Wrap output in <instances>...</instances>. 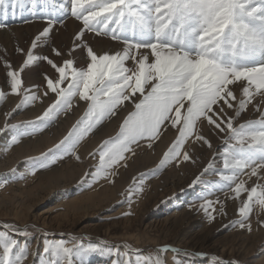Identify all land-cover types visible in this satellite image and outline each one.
<instances>
[{
	"label": "rangeland",
	"instance_id": "rangeland-1",
	"mask_svg": "<svg viewBox=\"0 0 264 264\" xmlns=\"http://www.w3.org/2000/svg\"><path fill=\"white\" fill-rule=\"evenodd\" d=\"M45 1L7 0L5 9L7 14L13 10L28 13L33 8L46 12L54 4H62L66 17L58 23L77 20L71 14L70 0H48L51 2L43 9L40 2ZM4 15L5 10H0V19ZM31 21L38 23L35 25ZM48 21L44 17L38 20L28 17L23 22L0 24V91L6 94L0 101V232H7L20 246L27 245L29 255L24 264H41L42 260L45 264L49 260L66 264L62 256L44 253L46 241H64L65 246L74 251V246L86 249L91 245L97 249L71 257L72 264H144L148 257L155 258L157 254L166 264H264V209L254 200L248 217H241L238 210L247 199V192L236 198L230 188V184L234 187L240 181H244L248 189L264 185V170L258 176L250 177V169H245L235 177L234 183L222 179L233 176L234 169L225 168L224 162L240 147L231 138L226 124L222 125L225 130L220 131L207 119L201 118L196 122L193 134L180 147V154L162 165L165 153L179 137V126L174 128L171 121H166L158 139H141L131 146L132 151L124 154V160L107 169L109 175L97 177L98 153L106 141L117 137L123 121L135 111L134 104L142 99L137 93L118 106L115 115L105 117L94 126L79 141L74 152L56 150V146L84 116L88 103L76 96L67 111L59 112L51 120L39 119L57 98L55 93L47 90L44 74L54 80L58 74L43 57H48L58 66L72 59L74 67L86 70L90 63L86 57L87 47H91L98 56L115 54L125 47L116 49V46L105 45L97 48L87 33L97 34L87 31L82 20L77 21L87 32L82 31L83 43L76 38L81 34L79 31H71L69 27L70 32L67 27L58 29ZM45 28L50 29L49 35L41 37L43 43L37 42L33 48V42ZM112 35L108 32L99 36L115 45L117 42L124 44L112 39ZM53 49L59 50L61 55H55ZM146 50L151 51L142 48L139 53L134 50L133 55L144 54L153 59L150 52H141ZM30 51L36 59L26 66L24 62ZM5 64L20 72L22 88L37 96L35 101L23 103L25 91L19 95L11 93ZM126 64L131 67L134 61L128 60ZM149 87L146 86V93ZM237 88H232L233 92L235 90V100L230 101L233 107L224 105V119L231 118L233 127L237 129L242 125L259 128L261 114L264 113V104L259 102L262 96L257 94L237 115L240 99L244 98H240V89ZM118 118V125L111 128L116 127L114 133L103 136L105 128ZM14 136L16 143L12 141ZM197 136L202 139H197ZM49 150H56L55 163L49 164L44 159L45 155L51 157ZM185 153L189 157L187 161L184 160ZM125 170L126 184L118 189L116 181ZM207 202H211V207L206 213L202 205ZM241 222L245 227H240ZM182 240H190L191 247H176ZM235 240L239 247L246 241L255 242L241 254H230L227 247ZM171 242L177 244L172 245ZM165 248L168 251H161Z\"/></svg>",
	"mask_w": 264,
	"mask_h": 264
},
{
	"label": "snow or ice",
	"instance_id": "snow-or-ice-1",
	"mask_svg": "<svg viewBox=\"0 0 264 264\" xmlns=\"http://www.w3.org/2000/svg\"><path fill=\"white\" fill-rule=\"evenodd\" d=\"M6 4L7 0H0V10H5V14ZM70 4L72 16L82 20L87 31L97 35L111 32L112 39L126 46L121 52L100 56L87 47L90 63L86 70L74 67L72 59L58 66L43 57L58 74L55 80L44 74L47 90L57 98L39 119L51 120L59 112L67 111L76 96L88 103L84 116L56 150L74 152L94 126L105 117L115 115L118 106L139 93L142 99L134 104L135 111L123 121L117 137L102 145L97 177L109 175L107 169L124 160V154L132 151L131 146L141 139H158L165 122L171 121L172 127L179 126V137L161 161L162 165L167 163L180 154V147L193 134L201 118L220 131L225 130L222 125L226 124L231 138L240 146L224 162L225 168L234 169L233 176L222 179L234 183L235 177L245 169H250V177L264 170V113L259 128L242 125L239 129L233 127L231 118L225 120L222 115L224 105L231 108L230 101L235 100L229 86L241 80L246 83L242 86L244 98L239 102L237 115L257 94L264 97V0H70ZM49 31L45 28L41 32L33 48L37 42L43 43L41 37L46 38ZM82 36L81 33L76 37L81 43ZM142 48L150 49L153 59L150 60L149 55H133L134 50L139 53ZM53 51L61 55L59 50ZM34 59L33 53L28 52L25 65H30ZM128 60L134 61L133 66L126 64ZM5 68L11 93L19 95L25 91L23 103L35 101L37 96L22 88L20 72L11 70L8 64ZM146 86H150L147 93ZM44 94L47 95V91ZM5 95L0 91V101ZM197 139L202 137L197 136ZM12 141L17 142L15 136ZM56 150H49L50 158L45 155L49 164L55 163ZM188 159L185 153L184 160ZM230 188L236 198L247 192V199L238 210L241 217H248L254 200L264 209V185L248 189L245 182L240 181L234 187L230 184ZM202 207L207 213L211 202ZM240 227L245 225L241 222ZM74 247L75 251L66 247L64 241H46L43 251L50 256H62L66 264H72L71 257L82 251L97 250L91 245L86 249ZM0 250V264H24L29 255L27 245L20 246L7 232H0ZM41 264L45 262L42 260ZM47 264H59V261L49 260ZM144 264L166 262L157 254L155 258L148 257Z\"/></svg>",
	"mask_w": 264,
	"mask_h": 264
},
{
	"label": "bare ground",
	"instance_id": "bare-ground-1",
	"mask_svg": "<svg viewBox=\"0 0 264 264\" xmlns=\"http://www.w3.org/2000/svg\"><path fill=\"white\" fill-rule=\"evenodd\" d=\"M44 1V0H43ZM48 1V0H47ZM45 1V2H40L41 3V5H42V8L44 9L50 2L48 1ZM39 3V4H40ZM68 3H70V2H68ZM61 5L62 4H54V6L53 7H51V8H49L46 12H40L37 8L36 9H32L30 12H28V13H26V12H24V10H19V11H12L11 13H9V14H6V15H4L3 17H1V19H0V24H3V23H5V24H7V23H18V22H23V20H26L28 17H32L33 19H35V20H38L39 18H42V17H44V18H46V19H48V20H50L51 22H52V24H53V26L55 27V28H60V29H63V27H67L66 29H67V31H69L70 32V30L68 29V27L71 29V31H74V32H77V31H79L80 33H82V31L83 32H85V33H87L85 30H83V27H82V25H81V23L79 22V21H77V20H75V19H68V20H66V21H64L63 23H58L61 19H63L64 17H66V11H63L62 10V7H63V5H62V7H61ZM69 7H70V4H69ZM30 22V21H29ZM31 23H38V22H33V21H31ZM48 23H49V21H48ZM55 24V25H54ZM36 25V24H35ZM13 27H17V26H13ZM35 29V28H34ZM65 29V30H66ZM74 29V30H73ZM2 30V29H1ZM24 30V29H23ZM63 33V32H62ZM59 34V33H58ZM83 34V33H82ZM88 35V38H92V39H94V43H95V46L98 48V47H100V48H103V47H115L116 46V49H119V48H121V47H125L126 45L125 44H122V43H118L117 42V44L115 45L114 44V42H112L111 40H108V39H106L104 36H99V35H93V34H89V33H87ZM84 35V34H83ZM76 36V35H75ZM59 37V36H58ZM62 38V37H61ZM83 38V37H82ZM92 39H90V40H92ZM77 40V39H76ZM64 41V40H63ZM68 41V40H67ZM91 43V42H90ZM89 43V44H90ZM54 44V43H53ZM75 44V43H74ZM106 45V46H105ZM112 45H114V46H112ZM56 46V45H55ZM78 47V46H77ZM95 49V48H94ZM104 49H106V48H104ZM109 49V48H108ZM115 49V48H114ZM122 49V48H121ZM75 50V49H74ZM96 50V49H95ZM85 51V50H84ZM97 51V50H96ZM110 51V50H109ZM78 52V51H77ZM141 52H146V53H149V52H151V51H148V50H146V51H141ZM96 53V52H95ZM101 53V52H100ZM110 53V52H109ZM79 55V54H78ZM97 55V54H96ZM100 55V54H99ZM83 56V55H82ZM86 56V55H85ZM79 57V56H78ZM87 57V56H86ZM77 58V57H76ZM81 60V59H80ZM59 61V60H58ZM85 61L87 62L88 60H86L85 59ZM77 64V63H76ZM84 67V66H83ZM28 76V75H27ZM30 79V78H29ZM243 80H241V81H239L238 83H236V84H238V85H230L229 87L232 89V88H234V87H238L239 89H240V98L241 97H243V94H242V86H240V84L241 85H245V81H243ZM46 86V85H45ZM237 88V89H238ZM236 89V88H235ZM234 92H235V90H234ZM42 93V92H41ZM239 93V92H238ZM239 95V94H238ZM238 98H239V96H238ZM46 100V99H45ZM241 100V99H240ZM134 102V101H133ZM259 102H261V103H263L264 104V97H262V99L261 100H259ZM257 103V102H256ZM37 107V106H36ZM129 110V109H128ZM77 114V113H76ZM127 114V113H126ZM124 118V117H123ZM117 121V122H116ZM119 121H120V118H118L117 120H114L113 121V123L106 129L105 128V133L103 132V136H108L109 134H111V133H114V131H115V128H113V129H111L112 128V126L114 125V124H116V126L118 125V123H119ZM59 128V127H58ZM104 130V129H103ZM220 132V131H219ZM217 138V137H216ZM216 140V139H215ZM170 141V140H169ZM168 141V142H169ZM46 143V142H45ZM97 143V142H96ZM44 144V143H43ZM161 144V143H160ZM162 144H164V143H162ZM167 144V143H166ZM169 144V143H168ZM165 145V144H164ZM161 146H163V145H161ZM161 146H159V147H161ZM166 146V145H165ZM155 147V146H154ZM153 149V148H152ZM154 150V149H153ZM152 151V150H151ZM158 151V150H157ZM139 152V151H138ZM152 154V153H151ZM142 160V159H141ZM145 160H146V158H145ZM139 162V161H138ZM191 164V163H190ZM142 166V165H141ZM142 168V167H141ZM132 169V168H131ZM186 171V170H185ZM192 174V173H191ZM126 170H125V172H123V174L121 175V178H120V180L119 181H116V182H114V183H116V187L118 188V189H122L124 186H125V184H126ZM129 178V177H128ZM117 179H119V178H117ZM174 182V181H173ZM113 183V184H114ZM115 185V184H114ZM113 185V186H114ZM108 189V188H107ZM153 191V190H152ZM182 212V211H181ZM178 214H179V212H178ZM194 215V214H193ZM17 216V215H16ZM176 217V216H175ZM192 218V217H191ZM168 220V219H167ZM166 220V221H167ZM191 220V219H190ZM184 221V220H183ZM182 222V221H181ZM191 222V221H190ZM174 223V222H173ZM194 223V222H193ZM46 224V223H45ZM169 224H170V222H169ZM189 224V223H188ZM182 225V224H181ZM186 226V225H185ZM173 227V226H172ZM171 227V228H172ZM175 227H177V226H175ZM179 227H181V226H179ZM180 229V228H179ZM187 229V228H186ZM182 230V229H181ZM257 232V231H256ZM185 234V233H184ZM109 236H110V234H109ZM113 236V235H112ZM240 236V235H239ZM191 238V237H190ZM245 238V237H244ZM251 239V238H250ZM248 240V239H247ZM138 241V240H137ZM170 241H168V243H169ZM232 242V241H231ZM230 242V243H231ZM235 243L234 244H232V245H230L229 247H227V248H229L230 250V254H241L243 251V249H247V247H248V245H250V247H252L253 245H254V242L253 241H249V242H243V243H241L242 245H240L241 247H239V245H238V241L237 240H235L234 241ZM155 243V242H154ZM172 243V242H171ZM177 244V242H174V243H172V245H176ZM228 244V243H227ZM240 244V243H239ZM226 246V245H225ZM224 246V248H223V251H225L226 250V247ZM169 247V246H168ZM173 247V246H172ZM175 247V246H174ZM173 247V248H174ZM176 247H184V248H190L191 247V241L190 240H188V241H186V240H182V241H178V244L176 245ZM194 248H196L197 246L196 245H194L193 246ZM197 249V248H196ZM249 249V248H248ZM133 256V255H132ZM171 256V255H170ZM134 258V257H133ZM170 260V259H169ZM124 263H126V262H124Z\"/></svg>",
	"mask_w": 264,
	"mask_h": 264
}]
</instances>
